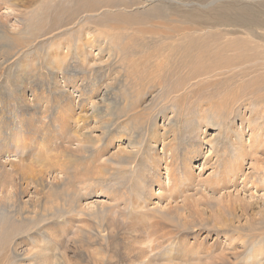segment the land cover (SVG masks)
Instances as JSON below:
<instances>
[{"label": "rangeland", "instance_id": "obj_1", "mask_svg": "<svg viewBox=\"0 0 264 264\" xmlns=\"http://www.w3.org/2000/svg\"><path fill=\"white\" fill-rule=\"evenodd\" d=\"M93 1L0 0V117L26 136L0 152V170L19 172L0 186V264H241L264 251V106L158 72L190 38L162 35L187 34L179 15L215 0L66 32Z\"/></svg>", "mask_w": 264, "mask_h": 264}, {"label": "bare ground", "instance_id": "obj_2", "mask_svg": "<svg viewBox=\"0 0 264 264\" xmlns=\"http://www.w3.org/2000/svg\"><path fill=\"white\" fill-rule=\"evenodd\" d=\"M101 1L96 0V2H93L102 4L103 6H105L104 8L103 6H100L99 8H91L92 10L90 11L87 8L89 13L85 12L86 14L83 17H77V21L74 20L75 23L72 22V25L68 26L64 30L66 32L70 31L73 28H76L81 22H92V19H95L97 17H100V22H117L120 19L131 20L134 18L136 19L140 16L162 19L165 17L163 11L167 9L163 8V6L161 7L160 5H155V2L161 4V2L172 0H137L136 2H127L125 0ZM248 1L250 0H240V2H237V0H235L234 3L231 2L230 4H222L220 0L210 1L206 5H198L202 6L203 10L195 9L191 12L187 11L188 13L186 12L183 13V15H179L181 20H184L188 24L193 23L194 26L188 30L187 34H163L162 39L171 40L175 36L177 38L184 37V39L187 36H190V38L189 40H184L177 43V45L175 46H169L168 48H171V50L169 51L168 49L166 53V59L169 62L165 64V67L160 66L159 71H157L170 72L171 74L173 70L176 73L180 72L181 69L182 71L185 70V78L187 81L204 80V82L202 83L206 82L205 85L208 83V86L214 85L220 88H232L233 90L230 89L228 92L231 95V93L234 91L235 98L233 99L238 98L237 94H241L244 98V101H250L249 104L252 106L257 103L258 107L262 108L264 106V0H251L256 2L253 5L249 4ZM93 2H91L90 4L93 5ZM77 3L75 4L77 5ZM212 5H215V7L210 8ZM84 8L86 9V7ZM109 9H113L114 11L118 9L116 12H118L119 15L111 17L108 14V11H105ZM127 9L135 10L133 11L134 14L127 15ZM99 10H101V14L93 13ZM9 11L10 14L5 15H12V9ZM16 19L19 18L16 17ZM172 22L175 21L172 20ZM81 33L82 36H86L89 38L91 36L89 32H84L83 30H81ZM51 36L54 37L56 35L54 34ZM172 59L174 60L173 65H171L170 62V60ZM236 87L239 88V92L234 90ZM258 110L259 109H257L256 113H258ZM7 119L8 118H4L2 120L0 117V152L1 150H5V148L7 147H14L15 142L19 144L22 138H26V136L22 137L24 136L23 133L25 132V126H20L19 130H17L18 128L16 129L15 127V121H10L7 124ZM22 123L29 124L30 119L25 120L23 118ZM69 145H71V143H69ZM78 147H80V145ZM0 168H2L1 164ZM11 169L12 172L10 173L0 170V172L3 173V175H1L0 173V175L2 176V183L0 186L2 187L4 192H6V188L8 187V185L13 182V178L19 174V172H17L14 168ZM38 177L41 180V172L31 175L30 180ZM21 180H25L23 175L21 176ZM4 192H1L0 195L2 196ZM2 202L3 200H0V209L6 208L4 207L5 205H2ZM39 255L40 257H45V252L41 250ZM55 263L56 261H51V264ZM41 264L50 263L49 260L42 259ZM241 264H264V251L256 250V252L252 254L248 260L242 262Z\"/></svg>", "mask_w": 264, "mask_h": 264}]
</instances>
